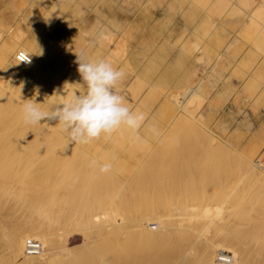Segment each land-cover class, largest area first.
Masks as SVG:
<instances>
[{
  "label": "rangeland",
  "instance_id": "1",
  "mask_svg": "<svg viewBox=\"0 0 264 264\" xmlns=\"http://www.w3.org/2000/svg\"><path fill=\"white\" fill-rule=\"evenodd\" d=\"M250 13L255 14L254 16L258 17L257 19L260 21L254 20L253 17L249 16ZM262 23H264L263 0H0V116L5 115L4 105L7 107L11 105L9 100L3 98V95L9 93L2 85L5 79L3 74L6 69L12 73L10 82L16 83L19 80V71L13 66L16 64L19 68L21 63L15 59V53L18 49L24 48L15 44L14 39L32 49L38 54L41 61V69L38 67L35 70L34 67V73L42 71L40 77H37L38 81L31 85L32 89L22 85L19 92L38 103L37 107L42 110L48 111L61 104L56 97L59 88L64 92L76 91V94H83L86 90V85L82 83V78L77 70L78 55H81L87 60H107L114 68L122 70L125 75L116 86L118 94L124 98V104L131 111L142 113L144 116L140 127L135 131L126 126H121L111 135H102L87 144L78 143L79 147H75L76 150L74 145L70 144L69 140L67 141L65 138H68V134L60 128L56 121L45 120L34 124L36 135L34 136L43 137L42 143H40V137L37 138L40 140L37 142L35 138L23 140L17 137L20 146L4 151L6 144L16 137V132L10 131L3 138H0V243L6 239L5 232L11 227L13 220L32 218L36 222L45 223L46 227L56 231V234L69 238L70 246L73 248L84 244L85 238L80 228L85 224L96 223L93 216L96 212H101L103 208L123 211L121 207L123 206L128 210V206L129 211L137 216L142 214L139 211L141 205L143 208L140 210L143 211L147 205H159L162 200L163 206L159 205V207L163 208L165 206L166 208L170 207L174 203L188 205L194 203L201 208L205 202V204L207 202L209 204V201L213 202L210 205L214 208L213 205L220 201V199H217L219 195L231 194L232 197L242 198L245 190L250 193V196L247 197H251L249 201L253 197L255 202L245 203L248 199L243 197L242 199L245 202L240 203V199L234 206L235 209L232 213L228 208L227 211L225 210L227 213L224 211L225 215L223 217L217 216L216 218V216H213L210 219L211 222L210 220L208 222L211 226L207 227L205 231L201 232L204 228L194 229L196 233L189 234L191 236L187 237L190 238L188 240L190 241L189 244L186 241L187 239H180L179 242H184V245L180 244L181 247L183 246L186 249V252L183 251L184 253H187L188 248L191 247L199 250V246L203 244L202 240L204 242L206 239L204 236L219 229L214 228V225H217L216 220L226 225L228 221L223 222L224 219L230 218L228 216L234 214L231 219H227L230 220L231 225H236V227L233 226L234 229H238L242 234L245 233L254 237L249 243L252 246L255 245L253 247L257 246L256 248L264 251V177L262 181V169L259 168V171L254 173H252L253 171L246 172L245 157L247 153L237 150L220 139L206 127L207 125L199 115L206 102V97L201 91L202 86L200 85L206 74L204 68L206 62L218 58L225 51L248 57L250 62H260L264 59V44L261 47L258 39L254 36L260 29V32H263L264 35V24ZM198 53L200 66L199 71H196L191 69L190 60L192 55ZM13 58L16 60L15 62H12ZM175 59L177 60V66L174 65L171 69L167 67L168 69L165 71V65ZM22 68L21 65L20 72L24 70ZM175 73L179 74V77L183 79V83H169L174 79L175 76L172 74ZM161 75L163 78L160 80ZM166 75L168 89H165L164 85ZM197 75L200 83H191V78H195ZM197 85L200 90L198 89V92L192 98L195 99L199 96V93L202 94L201 98L190 99L189 103L191 104L192 101L194 103L192 102L193 105L189 107L194 108L198 102L196 106V109L197 107L198 109H195L198 118L190 117L186 121L179 120L178 114H181L182 110L178 109L177 102L182 98L183 91L186 92V89L189 90ZM26 90L29 91L24 93ZM189 103L188 105H190ZM20 108L18 110L20 109L21 113L22 107ZM16 112H18L17 109ZM20 113L18 112L17 117L20 118L19 121L21 120L24 123L23 115L22 113L20 115ZM6 115L8 114L6 113ZM177 119L180 121L179 124L187 125V121H189L188 125H195L193 126L195 131L192 132L194 137L189 138L185 135H179V133L178 135L172 134L173 132L172 135L167 133L171 125L176 123L174 120L177 121ZM191 119L192 124L190 123ZM199 119L206 126L202 125ZM53 126H57L61 130L65 139L61 140L63 135L52 134ZM196 127L200 131L199 133L203 132L202 135L205 134L203 136L207 141L198 133ZM195 132L198 134H195ZM164 134L169 135L165 138L169 141V144L165 148L159 149L158 145L164 139ZM191 140H193L191 142L192 147L199 148V153L189 151V149L183 152L182 145ZM209 142L213 143L215 149L217 147L219 150H215ZM65 143L67 145L64 146ZM172 143L177 144L176 149L173 148L174 145L171 146ZM178 146L182 151L177 149ZM210 147L212 150H210ZM228 150L236 152L228 155ZM78 151L81 155L78 154ZM81 151H86L85 153L88 155ZM204 152H208V154ZM211 152L213 154H210ZM28 154L32 156H26ZM24 157L29 163L24 161L22 165H19ZM253 157L255 160L264 158V149L253 155ZM167 161H170V163H167ZM106 163L117 167L119 172L117 173L112 167L109 171L102 172L100 167ZM5 164L10 166L16 164L18 167L17 174L12 172L16 176L8 180L2 178L1 169ZM143 164L147 166L146 168L142 167L146 173L144 170H138ZM92 165L93 168H91ZM206 165H208V169ZM209 167L211 169L213 167V169L211 170ZM178 168L181 171L180 173ZM137 170L146 174L144 175L146 177L143 178L142 173V176L140 172L137 173L138 176L142 177L141 181H139L141 177L135 178L139 183L141 182L138 187L136 184L138 182L133 177ZM175 170L176 173H174ZM225 170L227 171L225 172ZM238 170L243 173L239 175ZM113 172H115L114 178L111 177ZM230 174L235 176L232 177ZM257 174L259 175L256 179ZM238 175L242 179H238ZM17 176L24 177V181ZM127 176L130 179L133 178V181H126ZM225 178L230 180L227 181ZM112 179H118V182L117 180L112 182ZM239 180L241 182L243 180V184L238 185ZM131 181L132 184L135 181V185H131ZM113 183L118 185L117 188L120 189L118 192ZM123 183L126 187L121 185ZM232 183L234 184L232 185ZM245 184H249L247 190L244 187ZM240 185L241 187L238 188ZM134 186L137 187L136 193L134 191L136 187L134 188ZM148 186L150 188L147 191ZM231 186H234L235 189ZM5 188H8L15 195L4 194ZM237 188L240 192L236 191ZM22 189H25L28 193L26 202L17 198ZM204 192L205 194L207 192L206 195L211 196L210 199H204L205 202L202 199ZM253 192L256 195H252ZM146 193L148 198L150 197L149 200L144 198L147 197ZM215 196L217 197L215 198ZM140 197H143V200ZM257 199L259 200L257 201ZM123 200L131 203H125V201L123 203ZM156 201H159V203ZM135 202L136 205L138 203L139 208L135 205ZM191 202L193 203L191 204ZM198 202H202V204ZM166 203L168 205H165ZM250 203L251 206L254 204L253 208L250 207ZM120 205L122 206L120 207ZM134 206L136 210L138 208L137 211ZM38 208L43 209L40 215L33 211V209ZM133 209L136 212H133ZM244 214L245 216H243ZM118 217L120 218V215ZM230 224L226 226H230ZM149 227L153 229L156 227L157 229L158 224L153 222L149 224ZM220 230L223 229L220 228ZM119 236H113L114 238H109L110 241L108 240L105 243V246L112 243L111 247L117 246L112 247L115 249V253L111 251L114 255L109 252L113 255V257L111 255L112 259L108 262L109 264H152L147 260L149 252L146 249H148V246L146 245V248V243L141 241V235H139L140 237L133 234H120ZM256 238L259 241L255 240ZM115 240H119L117 244H115ZM135 240L137 243H135ZM92 245L95 246V244ZM116 249L119 255L116 254ZM194 249L191 255L198 252ZM85 250L92 252L88 247H85ZM216 252L217 250L215 255ZM229 252L233 254V252ZM195 255L191 256L189 264H201L198 261L199 254H197L198 256ZM196 259H198V262H196ZM255 259L258 261V258L254 256V261ZM75 260L79 261V259L73 260L72 258L61 261L62 264H76ZM126 260L130 262L128 263ZM97 262L94 263L98 264ZM92 263L90 262V264ZM77 264H80V261ZM82 264H89V262Z\"/></svg>",
  "mask_w": 264,
  "mask_h": 264
},
{
  "label": "bare ground",
  "instance_id": "2",
  "mask_svg": "<svg viewBox=\"0 0 264 264\" xmlns=\"http://www.w3.org/2000/svg\"><path fill=\"white\" fill-rule=\"evenodd\" d=\"M264 1V0H263ZM132 2V1H131ZM259 6V5H258ZM255 15V14H254ZM253 13H250L249 16L253 17V19L257 20L258 21V17L254 16ZM256 17V18H255ZM252 19V20H253ZM260 21V20H259ZM258 21V22H259ZM264 24V23H262ZM264 26V25H263ZM264 29V28H263ZM261 30V29H260ZM260 30L257 31L256 35L254 37H256V39H258L259 41V44L262 45L264 44V35L260 32ZM253 37V38H254ZM15 40V44L17 45H20L22 48H24L25 51H27L31 56H32V61L29 65L27 66H24L23 64L22 65V72H20V67L18 68L16 64H14L13 68H16L18 71H19V80L18 82L16 83H12L10 82V76L12 75V73L8 72L7 69L6 71L4 72L3 76H4V81L2 82L3 84V87L9 92L8 94L6 95H3V98H5V100H9L8 102L11 104L10 106L8 105V103H6L9 107H7L6 105H4L5 109H6V112H5V115H1L0 116V138H3L8 132H16V137L14 139H12L11 141H9L7 144H6V149L4 151H6L7 149H12V148H16L18 146H20V143H19V140L17 137H20L21 139L23 140H30V139H33L35 138V140L39 137H35V133H34V125H29V124H26L25 122L23 123V121L21 122V120L19 121V117H17L18 115V112L20 113V107H22L23 103L25 102V100H30V98H27L25 97L24 95L20 94V90L22 89V85L23 86H26L27 88L29 89H32L31 88V85L33 84L34 85V82L36 83L38 80H37V77H40L41 75V72L42 71H39V72H36L34 73V67H35V70H37L36 68L39 67V69H41V61L39 60L38 58V54H36L32 49L26 47L25 45L21 44V43H18V41ZM112 44V43H111ZM259 50L261 48H258ZM262 51V50H261ZM264 53V52H263ZM16 54V53H15ZM8 57V55H7ZM15 59L16 56H15ZM14 58L12 59V62H15ZM12 68V69H13ZM47 82V81H46ZM69 83V82H68ZM45 84V83H44ZM201 85V84H200ZM46 86V85H45ZM202 86V85H201ZM60 87V86H59ZM67 87V86H66ZM65 88V87H64ZM189 88V86H188ZM60 90H58V94L56 95V97L59 99V101L61 102V104L63 103H66L67 101H69L70 99L74 98L77 94H76V91H73V90H70V91H65L62 90L61 88H59ZM198 89H199V86H195V87H191L189 90L186 89V92L183 91L182 93V98L179 99V101L177 102V107L179 110H182V113L181 114H178L179 116V120H182V121H186V119H189L190 117L192 118H198L197 115H196V106H197V103H196V106H194V108L192 107V109L189 107L192 104V102L194 103V101L191 102V104L189 103V100L193 99L192 96L194 94H196L198 92ZM200 90V89H199ZM29 91V90H28ZM27 90L24 92V93H27L28 92ZM31 91V90H30ZM59 91H62V92H59ZM50 92V91H49ZM21 93H23L21 91ZM54 93V92H53ZM52 93V94H53ZM59 93H61V95H59ZM51 94V95H52ZM55 95V94H53ZM202 95V94H201ZM201 95L199 93V96H197L195 99L193 100H196L198 97L201 98ZM195 96V95H194ZM204 96V95H203ZM198 98V99H199ZM249 98V97H248ZM54 99V98H52ZM4 100V102H5ZM18 101V102H16ZM198 101V100H197ZM174 103V102H173ZM188 103L190 105H188ZM56 104V103H55ZM18 108H20L18 110ZM16 109L18 112H16ZM198 109V107H197ZM196 109V110H197ZM6 113L8 115H6ZM21 113H22V110H21ZM20 113V115H21ZM198 120V119H197ZM200 121V119H199ZM174 122H176L174 125L172 124L171 127L169 128V132H167L168 134L172 135V134H176L178 135H185L186 137H194V135H192L194 128L193 126H195L194 124L191 126V125H188V122L187 121V125H183L182 123L179 124L178 122V119L177 121L174 120ZM201 122V121H200ZM185 123V122H184ZM192 124V119H191V122ZM195 123V122H194ZM202 123V122H201ZM196 125H198L200 127L199 124L196 123ZM202 125H205L202 123ZM51 126V125H50ZM197 126V127H198ZM206 126V125H205ZM54 130H52V134L54 135H63L61 133V130L57 127V126H53ZM195 128L198 133L200 132L198 130V128ZM208 128V126H206ZM52 129V128H51ZM37 130V129H36ZM35 130V131H36ZM40 130V128H39ZM48 130V128L46 129V131ZM201 130V129H200ZM38 131V130H37ZM45 131V130H43ZM204 131V130H203ZM173 132V133H172ZM202 132V131H201ZM172 133V134H171ZM195 132V134H198ZM203 133V132H202ZM202 133H199L202 135ZM206 133V136L207 135V132ZM38 134V133H37ZM46 134V132H45ZM51 134V136H52ZM168 134H164L165 137L164 139L162 140V142H160V144L158 145V148L159 149H163L165 148L169 143V141L165 140V138L167 137ZM35 135V136H34ZM205 136V134H203ZM202 135V137H204ZM169 136V135H168ZM57 137V136H56ZM185 137V138H186ZM201 137V136H200ZM41 138V137H40ZM43 138V137H42ZM42 138H41V141L40 140H36L37 141H40V143H42ZM64 138V135L63 137L61 138V140ZM67 139V141L69 140L67 137H65ZM64 138V139H65ZM173 138V137H172ZM199 138V137H198ZM209 138V137H207ZM214 138V137H213ZM44 139V138H43ZM168 139V138H167ZM181 139V138H180ZM193 139V138H192ZM205 139V137H204ZM217 139V138H215ZM169 140V139H168ZM170 140H171V137H170ZM178 140V139H177ZM184 140V139H183ZM188 140V139H187ZM200 140V138H199ZM203 140V139H202ZM206 140V139H205ZM212 140V139H211ZM45 141V140H44ZM50 141V140H49ZM47 141V142H49ZM186 142V140H184ZM193 140H191L190 142L186 143L185 145H182L184 151L183 152H186L185 150H188L189 151H192V152H197L199 153L200 150L198 151L197 148H194L192 147L193 145H191V142ZM207 141V140H206ZM35 142V143H36ZM51 142V141H50ZM50 142L48 144H50ZM70 144H73L74 145V148L75 147H79L78 143H74V142H70L68 141ZM176 142V141H175ZM182 142V141H181ZM219 142V141H217ZM221 142V141H220ZM39 143V142H38ZM39 143V144H40ZM64 143V142H63ZM210 143V142H209ZM208 143V144H209ZM222 143V142H221ZM45 144V143H43ZM47 144V145H48ZM212 147H214L215 145L213 143H210ZM218 144V143H216ZM38 145V144H37ZM67 145V143L64 144V146ZM123 145V144H122ZM120 145V146H122ZM174 145V143L171 144V146ZM180 145V144H179ZM35 146V144H34ZM44 146V145H43ZM177 146L174 145L173 148H175ZM204 147V145H202ZM207 146V145H206ZM210 146V145H209ZM70 147V146H69ZM179 148H177L178 150L180 148V146H178ZM201 147V146H200ZM221 147V145H220ZM28 148V147H27ZM71 148H72V145H71ZM211 148V147H210ZM68 149V148H67ZM176 149V148H175ZM204 149V148H203ZM202 149V150H203ZM215 149V147H214ZM217 149V147H216ZM215 149V150H216ZM76 150V148H75ZM206 150V148H205ZM212 150V148L210 149ZM210 150H208L210 152ZM219 149H217L218 151ZM221 150V149H220ZM149 151V150H148ZM154 151V149H153ZM182 151V150H181ZM204 151V150H203ZM215 151V152H217ZM223 151V150H222ZM31 152V151H29ZM27 152V153H29ZM82 152V151H81ZM84 153L86 151H83ZM82 152V153H83ZM174 152V151H173ZM214 152V151H212ZM210 153V154H213V153ZM234 152V150L232 151H229L228 150V155L229 153H232ZM236 152V151H235ZM234 152V153H235ZM238 152V151H237ZM32 153V152H31ZM170 153V152H169ZM181 153V152H180ZM205 153V152H204ZM208 154V152H206ZM205 153V154H206ZM221 153V151H220ZM226 153V154H227ZM233 153V154H234ZM243 153V152H242ZM72 154V153H71ZM78 154L79 151H78ZM86 154V153H85ZM188 154V153H187ZM232 154V155H233ZM244 154V153H243ZM75 155V154H74ZM81 155V154H80ZM88 155V154H86ZM175 155V154H174ZM182 155V154H181ZM231 155V154H230ZM245 155V154H244ZM26 156H32V155H26ZM185 156V155H184ZM200 156V155H199ZM207 156V155H206ZM225 156V155H224ZM236 156V155H235ZM28 157V158H29ZM88 157V156H87ZM153 157V156H152ZM151 157V158H152ZM170 157V156H169ZM203 157V156H202ZM223 157V156H222ZM221 157V158H222ZM226 157V156H225ZM80 158V157H79ZM77 158V159H79ZM82 158V157H81ZM150 158V160H152ZM183 158V157H182ZM186 158V157H185ZM213 158V157H212ZM224 158V157H223ZM234 158V157H233ZM241 158H244V157H241ZM24 157L22 159V161L19 163V165H22V163L24 161H26V163H29L27 162L28 160ZM187 159V158H186ZM207 159V158H206ZM264 158H259L258 160H255L253 155L251 154H246V157H245V162H246V172H250V171H253L252 173L254 172H257L259 171L258 169L261 168V174H263L261 177H262V181H263V177H264ZM91 160V159H90ZM174 160V158H173ZM222 160V159H221ZM229 160V159H228ZM237 160V159H236ZM244 160V159H243ZM241 160V161H243ZM30 161V160H29ZM238 161V160H237ZM81 162V161H80ZM149 162V161H148ZM170 163V161H167V163ZM202 162V161H201ZM240 162V161H239ZM31 163V161H30ZM90 163V162H89ZM179 163V162H178ZM177 163V164H178ZM183 163V162H182ZM206 163V162H205ZM214 163V162H213ZM212 163V164H213ZM233 163V162H232ZM91 164V163H90ZM145 164V163H144ZM143 164V166L141 165L140 168H138V170H144L145 172V169H143L142 167H147ZM176 164V163H175ZM180 164V163H179ZM185 164V163H184ZM216 164V163H214ZM167 165V164H166ZM172 165V164H171ZM182 165V164H181ZM203 165V164H201ZM241 165V164H240ZM243 165L245 166V164L243 163ZM43 166V165H42ZM46 166V164H45ZM43 166V167H45ZM173 166V165H172ZM180 166V165H179ZM184 166V165H183ZM207 166V169H208V165ZM225 166V165H224ZM42 167V168H43ZM96 167V166H95ZM137 167V166H136ZM135 167V169H136ZM149 167V166H148ZM178 167V166H177ZM214 167V166H213ZM212 167V169H213ZM17 166L16 164L15 165H3L2 166V169H1V172H2V178L4 180H8L10 178H13L14 175L12 172H16L17 174ZM93 168V165L92 167ZM97 168V167H96ZM113 169L116 170V172L118 173L119 170L117 167H113ZM169 168V167H168ZM175 168V167H174ZM210 168V167H209ZM206 169V168H205ZM211 169V168H210ZM211 169V170H212ZM233 169V168H232ZM238 169V168H237ZM236 169V170H237ZM136 171V174L133 175L134 179L137 178V177H141L143 172H140V171ZM169 170V169H168ZM177 170V169H176ZM176 170L174 173H176ZM181 170V169H180ZM204 170V168H203ZM214 170H215V167H214ZM221 170V169H220ZM219 170V171H220ZM242 170V169H241ZM245 170V168H244ZM183 171V170H182ZM206 171V170H205ZM227 170H225L226 172ZM239 171V170H238ZM112 172V171H111ZM138 172H140L141 176H138L139 174H137ZM167 172V171H166ZM178 172L180 173L181 171H179V168H178ZM207 172V171H206ZM114 173H111V177L114 178ZM146 173V172H145ZM143 174V178L144 175L146 174ZM149 173V172H148ZM178 173V174H179ZM202 173V171H201ZM205 172L203 171V174ZM216 173V172H214ZM219 173V172H218ZM243 172H240L239 171V175L242 174ZM92 174V173H91ZM184 174V172H183ZM217 174V173H216ZM215 174V175H216ZM224 174V173H223ZM248 174V173H246ZM238 175V176H239ZM258 175H256V179L258 178ZM119 176V175H117ZM183 176V175H181ZM213 176V174H212ZM228 176H229V173H228ZM230 176H235V175H232L230 174ZM18 177V176H17ZM116 177V176H115ZM142 177L139 179V181H141ZM150 177V176H149ZM154 177V176H152ZM223 177V176H222ZM226 177V176H225ZM241 176L238 177V179H242L240 178ZM253 177V176H251ZM250 177V178H251ZM255 177V175H254ZM260 177V179H261ZM19 179L23 180L24 181V177H18ZM118 178V177H116ZM121 178V177H120ZM148 178V177H147ZM244 178H245V175H244ZM119 179V178H118ZM118 179H114V180H117L118 182ZM127 180L126 181H130L132 179H130L129 176H127L126 178ZM153 179V178H152ZM151 179V180H152ZM160 179V178H159ZM181 179V178H180ZM226 179V178H225ZM232 179V178H231ZM235 179V178H234ZM237 179V178H236ZM259 179V180H260ZM113 180V179H112ZM114 180L112 182H114ZM122 180V179H121ZM136 180V179H135ZM227 180V179H226ZM230 180V179H229ZM227 180V181H229ZM124 181V182H126ZM133 181V180H132ZM132 181H131V185H135L136 183L137 184V187H138V184L139 181L136 180V182L132 184ZM147 181V180H146ZM178 181V180H177ZM186 181V180H185ZM240 181V180H239ZM256 181V180H255ZM254 181V182H255ZM143 182V181H142ZM145 182V181H144ZM173 182V181H172ZM179 182V181H178ZM234 182V181H233ZM238 182V181H237ZM122 183V182H121ZM148 183V181H147ZM223 183V182H222ZM221 183V185H222ZM225 183V182H224ZM235 183V182H234ZM232 183V185L234 184ZM261 183V182H260ZM115 185V183H113ZM119 184V183H118ZM145 184V183H144ZM169 184V183H168ZM236 184V183H235ZM239 184H243V180L242 182H238V185ZM122 186L124 185L121 184ZM188 185H190V183H188ZM187 185V186H188ZM192 185V183H191ZM207 185V184H206ZM229 185V184H228ZM246 185V184H245ZM116 188L118 185H115ZM120 186V185H119ZM120 186V187H122ZM194 186V185H193ZM192 186V187H193ZM244 186V185H243ZM248 185L244 186L246 188V190L248 189ZM124 187H126V185H124ZM136 186H134L135 188ZM137 187L135 188V193H136V189ZM159 187V186H158ZM162 188V186H160ZM190 187V186H189ZM227 187V186H226ZM230 187V186H229ZM232 188L234 186H231ZM241 187L238 186V188ZM150 188V186H148L147 188V191L148 189ZM167 188V187H166ZM216 188V187H215ZM224 188V187H222ZM238 188L236 189V191L238 190ZM243 188V187H242ZM183 189V188H182ZM208 189V188H207ZM235 189V188H233ZM118 190H120L119 188H117V192ZM142 190V189H141ZM186 190V189H185ZM189 190V189H188ZM217 190V189H216ZM215 190V191H216ZM220 190V189H219ZM231 190V189H230ZM163 191V190H162ZM183 191V190H182ZM213 191V190H212ZM211 191V192H212ZM235 191V192H236ZM239 191V190H238ZM254 191V190H252ZM258 191V190H257ZM188 192V191H187ZM208 192V190H207ZM206 192V194H207ZM232 192V191H231ZM240 192V191H239ZM260 192V191H259ZM264 192V190H263ZM116 193V192H115ZM114 193V195H115ZM233 193V192H232ZM244 193V196L243 197H246L247 202H245L240 196V198H238L237 196L236 197H232V195H225V196H222L219 195V197L217 199H220L219 202H217L216 204L213 205L214 208H212V206L210 205V203H213V202H210L209 201V204L207 202V204H205V200L207 199H210L211 196L209 195H206L205 192L203 193L202 195V199L203 201L205 202L204 203V206L199 208L197 207L193 202H191V204L193 203V205H188V204H181V203H174L172 206L170 205V207L168 206L166 208V206L163 208V207H159V205H162L163 206V200H162V203H160L159 205L155 204V205H147V203H145L147 200H149L148 196H147V193H146V196L147 197H144L146 198L147 200L145 202H143L145 205H147V207H145L142 210H140L142 207V205L140 206L141 208L139 209L140 212H142V214L140 216H137V215H134L132 214L130 211H129V207L127 206L128 210L126 208H123V203L125 200H123V203H121L122 205H120V207L123 209L122 210H115L113 208H111V210H108V208L104 209L101 211V212H96V214L93 216V218L95 219L96 223L92 224H85L83 225L80 229H82V235L83 237L85 238V242L83 245H80V246H77V247H71L70 246V242H69V238H65L63 237L62 235L60 234H56V231H53V230H50L46 227L45 223H42V222H36L34 221V219L32 218H25V219H16V220H13L12 221V225L11 227L7 230V232H5V236H6V239L4 241H2V243H0V264H62L63 262L61 260H68L70 258H72L73 260L74 259H79L80 261V264L82 263H88L90 264V262H97L98 264H106L110 261L111 258V255L113 254L114 255V250L113 248L117 247V246H112L113 243L109 246H105V243H107V241L111 238H114L115 236H119L120 234H133L134 236L136 235H141V238L145 244V247L146 245L148 246V249H146V251H148V262L149 263H152V264H189V261H190V258L191 256L195 255V256H198L197 254H199V260L196 259V262L200 261L201 264H239V263H242V264H264V251L260 248H256V247H253L255 245H251V243H249L251 240L254 239V237H251L250 235H247V234H242L238 229L235 230L233 226L236 227V225H231L230 224V220H227V219H231L233 215H229L228 217L230 218H227V216H225L227 219H224V218H221V219H224L223 222H227L228 224H230V226H226V225H223L222 222L221 225H219V221L216 220L215 222L217 223V225H214V228H221L223 230H220L219 229L216 231H212L210 234H208L207 236H204L206 237V239L202 240V245L199 246V250H195L194 247H191V248H188L189 251L187 253H184L183 251L186 252V249L183 248V246L181 247V245H184V242H179L180 239H187L186 241L188 242V244L190 243V241H188L190 238H187V237H190L191 235L189 234H195L196 233V230H198L197 228H204L202 229L201 232L205 231V229L211 225H209V220L213 218V216H221L223 217L225 215V212L227 211L226 209L229 208L230 210V213L233 212V210L235 209V205L237 204V202L241 199L240 203L243 201L245 203H248V202H252L253 201V197H252V200L249 201L251 199V197L247 198L248 196H250V193H248V191H243ZM254 193V192H253ZM252 195H256V193H254ZM4 194H14L12 193L11 191L8 190V188H5L4 189ZM133 194V193H132ZM142 194V193H141ZM157 194V193H155ZM161 194V193H160ZM236 194V193H235ZM263 194V193H262ZM15 195V194H14ZM140 195V193H139ZM145 195V194H144ZM251 195V196H252ZM258 195V194H257ZM264 195V194H263ZM262 195V196H263ZM138 196V195H137ZM153 196V195H152ZM159 196V195H158ZM164 196V195H163ZM191 196V195H190ZM196 196V195H195ZM218 196V195H217ZM215 196V198L217 197ZM260 196V195H259ZM258 196V197H259ZM261 196V197H262ZM139 197V196H138ZM162 197V196H161ZM17 198H19L21 201H24L26 202L27 201V198H28V193L27 191L24 189H22V191L20 192V194L17 195ZM141 198V197H140ZM139 198V199H140ZM154 198V197H153ZM164 198V197H163ZM255 198V197H254ZM257 198V197H256ZM130 199V198H129ZM128 199V200H129ZM143 200V197L141 198ZM140 199V200H141ZM159 199V198H157ZM198 199V198H197ZM205 199V200H204ZM245 199V200H246ZM161 200V199H160ZM171 200V199H170ZM178 200V198H177ZM191 200V199H190ZM259 199H257L258 201ZM137 201V200H135ZM151 201V200H150ZM175 201V200H174ZM187 201V200H186ZM256 201V202H257ZM139 204H140V201L138 200ZM142 202V201H141ZM155 202V201H153ZM159 203V201H156ZM166 202V201H165ZM177 202H180V201H177ZM216 202V201H215ZM255 202V201H253ZM125 203H129L128 201ZM131 203V202H130ZM129 203V204H130ZM133 203V202H132ZM150 203V202H149ZM169 203V201H168ZM187 203V202H186ZM189 203V202H188ZM196 203V202H195ZM199 204H202V202H198ZM244 203V204H245ZM170 204V203H169ZM190 204V203H189ZM197 204V203H196ZM249 204V203H248ZM135 205H136V202H135ZM165 205H168L167 203ZM254 205V204H253ZM251 206V203H250V207L253 208L254 206ZM138 206V203L137 205ZM211 206V207H210ZM249 206V205H248ZM257 206V205H256ZM135 208V206H134ZM139 208V206H138ZM137 208V210H138ZM132 210V209H131ZM136 210V208H135ZM136 210V211H137ZM226 210V211H225ZM33 211H35L37 214H42L43 212V209L42 208H38V209H33ZM115 211V212H114ZM134 211L133 209V212H136ZM225 211V212H224ZM138 213V212H137ZM227 213V212H226ZM238 213V212H237ZM240 214V213H239ZM118 215H120V218L118 217ZM178 215V216H176ZM242 216V215H241ZM245 216V214L243 215ZM178 217V218H176ZM235 217V216H234ZM240 217V216H239ZM219 218V217H218ZM226 220V221H225ZM221 221V220H220ZM155 222L156 224H158V227L156 229H153L151 227H149V224L150 223H153ZM211 222V220H210ZM213 223V222H212ZM225 224V223H224ZM213 225V224H212ZM220 226V227H219ZM213 228V227H212ZM211 228V230H212ZM213 228V229H214ZM194 229L195 232H194ZM234 229V230H232ZM209 230V231H211ZM200 231V229H199ZM198 232V231H197ZM207 233V232H206ZM114 236V237H113ZM193 236V235H192ZM255 236V235H254ZM260 236V234H259ZM120 237V236H119ZM126 237V236H125ZM127 237H130V236H127ZM140 237V236H139ZM258 237V236H257ZM28 238H35L37 240H39L41 243H42V250L40 251L39 254H27L25 252V242H26V239ZM110 238V239H109ZM118 238V237H117ZM116 238V239H117ZM121 238V237H120ZM253 238V239H252ZM74 239V238H73ZM140 239V238H138ZM129 240V239H128ZM257 240V238L255 239ZM254 240V241H255ZM116 241V240H115ZM119 241V240H118ZM115 242V244H117V242ZM185 241V242H186ZM259 241V240H257ZM257 241H255V243H257ZM69 242V244H68ZM135 243L136 240H135ZM134 243V244H135ZM92 244H95V246H93ZM129 244V243H128ZM127 244V245H128ZM132 244V243H131ZM181 244V245H180ZM138 245V244H136ZM141 245V244H140ZM180 245V246H179ZM129 246V245H128ZM85 247H88L91 251L89 250H85L84 251V248ZM122 247V246H121ZM150 247V249H149ZM135 248V246H134ZM141 248V247H140ZM196 248V247H195ZM132 249V247H131ZM184 249V250H183ZM195 250L197 253H194L191 255V252L192 250ZM117 250V249H116ZM125 250V249H124ZM133 250V249H132ZM150 250V251H149ZM217 250V252L219 250H226V251H231L233 252L232 254V259L230 262H219L216 260V255H217V252H216V255H215V251ZM111 251H113L114 253H112ZM194 251V252H195ZM83 252V253H82ZM87 252H91V253H87ZM109 252H111L112 254H110ZM82 253V254H80ZM87 253V254H86ZM110 255H109V254ZM118 250H117V253L118 254ZM84 254V255H83ZM115 254V255H116ZM123 254V253H122ZM120 254V255H122ZM142 254V252H141ZM144 254V253H143ZM112 255V257H113ZM119 255V254H118ZM257 255V256H256ZM132 256V255H131ZM254 256L258 258V261H256L257 259H255L254 261ZM118 257V256H117ZM127 259V258H126ZM194 260V259H193ZM198 260V261H197ZM260 260V261H259ZM78 261V262H79ZM123 261V260H121ZM127 261V260H126ZM76 264L78 263L76 260H75ZM128 262V261H127ZM130 262V261H129ZM128 262V263H129ZM193 262V261H191ZM92 263V264H93ZM119 263V262H117ZM124 263V262H123ZM95 264V263H94ZM109 264V263H108ZM197 264V263H196Z\"/></svg>",
  "mask_w": 264,
  "mask_h": 264
},
{
  "label": "crops",
  "instance_id": "3",
  "mask_svg": "<svg viewBox=\"0 0 264 264\" xmlns=\"http://www.w3.org/2000/svg\"><path fill=\"white\" fill-rule=\"evenodd\" d=\"M199 59V53L191 56L192 70L199 71ZM174 65L176 59L165 65V71ZM204 68L201 91L206 102L200 117L220 139L239 151L256 155L264 149V59L250 62L248 57L225 51L208 60ZM172 75L175 77L169 83H183L178 73ZM166 77L164 85L168 89ZM191 83H200L198 75L191 78Z\"/></svg>",
  "mask_w": 264,
  "mask_h": 264
},
{
  "label": "clouds",
  "instance_id": "4",
  "mask_svg": "<svg viewBox=\"0 0 264 264\" xmlns=\"http://www.w3.org/2000/svg\"><path fill=\"white\" fill-rule=\"evenodd\" d=\"M78 72L86 85L83 94H77L66 103L44 111L38 103L25 100L22 105L23 120L34 125L42 121H56L68 134L70 142L87 144L102 135H111L121 126L135 131L144 119L142 113H134L124 104L116 86L125 73L104 59L87 60L78 55ZM103 164L102 172L111 169Z\"/></svg>",
  "mask_w": 264,
  "mask_h": 264
},
{
  "label": "built area",
  "instance_id": "5",
  "mask_svg": "<svg viewBox=\"0 0 264 264\" xmlns=\"http://www.w3.org/2000/svg\"><path fill=\"white\" fill-rule=\"evenodd\" d=\"M16 58L19 63L27 66L32 61V56L24 49H18L16 51ZM42 250V243L35 238H28L25 242V252L27 254H39ZM232 254L226 250H219L216 255V260L219 262H230Z\"/></svg>",
  "mask_w": 264,
  "mask_h": 264
}]
</instances>
